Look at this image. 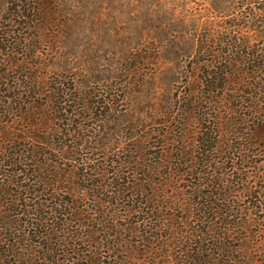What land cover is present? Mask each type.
I'll return each instance as SVG.
<instances>
[{"label":"trees","instance_id":"obj_1","mask_svg":"<svg viewBox=\"0 0 264 264\" xmlns=\"http://www.w3.org/2000/svg\"><path fill=\"white\" fill-rule=\"evenodd\" d=\"M89 1L0 0V264H264V0L152 9L96 93ZM144 66L181 90L131 89Z\"/></svg>","mask_w":264,"mask_h":264},{"label":"rangeland","instance_id":"obj_2","mask_svg":"<svg viewBox=\"0 0 264 264\" xmlns=\"http://www.w3.org/2000/svg\"><path fill=\"white\" fill-rule=\"evenodd\" d=\"M89 2L92 5L89 10H81L80 16L83 23L78 30L77 37L75 40L70 41L71 44L67 48L70 51L68 58L69 62L76 66L77 76L81 78L87 90L94 93L109 92L117 77L124 78L125 76L114 74L117 65L115 64L116 58L129 55L128 52L121 54L120 49H134L137 47L136 41L132 43L130 28L135 25L145 26L143 20L147 16L149 17V12L152 9L161 5H164L165 8L169 6L171 1L159 0L155 7L152 0H119L114 4L110 0L111 4H100V0ZM116 17L119 22L115 25L113 20ZM119 27L122 31L118 30ZM121 61H123V58ZM151 69H153L152 66H144L141 72L133 74L134 77L129 74L128 81H131L129 87L144 92L169 89L181 90L184 74H150ZM160 78H164L163 84H161ZM113 113L112 111H106L105 114H102L105 119L98 123L103 128L97 133V136L110 137L108 128H110ZM96 115L99 114L95 113L94 116L96 117ZM99 151L102 152V150ZM252 226L251 229L247 230L248 236H252L250 232L255 230ZM260 233V240H263L264 224L260 227Z\"/></svg>","mask_w":264,"mask_h":264}]
</instances>
